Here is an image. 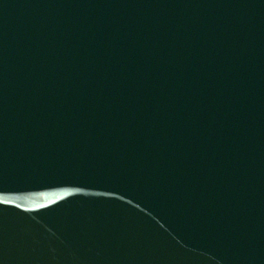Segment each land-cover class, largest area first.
<instances>
[{"label": "water", "instance_id": "95a60500", "mask_svg": "<svg viewBox=\"0 0 264 264\" xmlns=\"http://www.w3.org/2000/svg\"><path fill=\"white\" fill-rule=\"evenodd\" d=\"M0 264H264V0H0Z\"/></svg>", "mask_w": 264, "mask_h": 264}]
</instances>
